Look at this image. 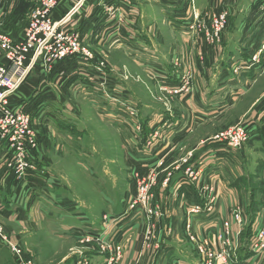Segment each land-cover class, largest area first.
Here are the masks:
<instances>
[{"label": "rangeland", "instance_id": "obj_1", "mask_svg": "<svg viewBox=\"0 0 264 264\" xmlns=\"http://www.w3.org/2000/svg\"><path fill=\"white\" fill-rule=\"evenodd\" d=\"M13 1L0 0V36L19 41L34 3ZM159 1L66 0L70 14L61 18H71L81 33L80 53L54 67L41 63L11 98L13 104L26 98L23 108L39 145L18 177L12 145L0 137L8 154L5 167L11 164L13 184L24 186L25 207L37 198L31 174L46 184L36 189L44 192L38 211L22 216L24 227L8 225L4 245L15 264L14 250L34 264H71L76 253L84 254L80 264L100 257L106 264H137L141 255L147 264H166L157 262L164 247L170 252L167 264L179 259L209 264L201 248L206 254L227 253L226 262L215 264L247 263L237 254L245 250L247 230L264 214L257 174L262 168L247 157L251 142L233 151L221 148L234 154L226 161L213 149L223 145L217 137L229 128L250 130L251 121L263 123L264 0ZM215 11L227 15L217 36ZM230 60L223 72L221 64ZM166 67L176 81L168 80ZM235 170H255L256 177L225 179L226 171ZM220 181L231 185L220 190ZM49 182H57L58 190ZM242 189L251 190L249 196L237 200ZM53 193L56 201L49 200ZM220 196L238 202L227 209L229 219L218 216ZM253 200L259 203L255 217ZM55 203L75 204L103 231L85 232L74 243L52 237L48 226L54 218L48 214ZM261 232L264 225L247 245L254 264L264 261V248L255 249L264 243Z\"/></svg>", "mask_w": 264, "mask_h": 264}, {"label": "built area", "instance_id": "obj_2", "mask_svg": "<svg viewBox=\"0 0 264 264\" xmlns=\"http://www.w3.org/2000/svg\"><path fill=\"white\" fill-rule=\"evenodd\" d=\"M66 0H33L29 22L24 30L23 38L19 41L12 37L0 36V137L9 140L11 147L16 154L14 160L17 161L16 176H24L29 168L27 160L32 155V151L37 149L39 142L36 132L32 126L31 116L27 109L23 108L26 98L13 104L11 98L15 96L21 87L26 83L29 76L35 68L41 63L45 66L54 67L61 65L69 59H72L80 53L83 46L82 36L76 28H72L71 18L66 16L60 19L56 18L61 4ZM70 14V13H66ZM227 15L215 11L211 22L213 35L216 36L222 32L226 25ZM205 24V22L203 21ZM199 22L195 24L197 26ZM194 30L193 25H190ZM210 33V31H208ZM256 137L255 131L229 128L226 132L220 134L217 138L222 149L233 151L238 149L242 143L251 142ZM228 146V147H227ZM8 163V161H7ZM13 166L7 165V169ZM9 169V171H10ZM36 170V166L32 171ZM31 171V172H32ZM199 210L202 205L196 206ZM239 217V216H238ZM8 235L5 228L0 224V241L7 242ZM264 239V233L261 232L259 240ZM264 243H257L255 249H260L261 253ZM201 248V255L209 258V264H215L216 261L228 260L227 253L222 252L217 255L206 254ZM14 257L18 264H34L32 261H25L23 254L19 250H14ZM80 264V262L78 263ZM86 264H89L86 262Z\"/></svg>", "mask_w": 264, "mask_h": 264}, {"label": "crops", "instance_id": "obj_3", "mask_svg": "<svg viewBox=\"0 0 264 264\" xmlns=\"http://www.w3.org/2000/svg\"><path fill=\"white\" fill-rule=\"evenodd\" d=\"M22 1L23 0H14L13 2L19 4ZM24 1L29 2L31 0H24ZM165 1L166 0H162V2L161 1H159V2L162 4H165ZM211 1H215L216 4H221V3H219L220 0H211ZM225 1L229 2V0H225ZM68 9L69 8L66 7V1H65L64 6L59 8L57 15H56V18L57 19L61 18L62 17L61 14L67 13ZM72 28H76V26L72 27ZM173 28H175L176 32H179L181 30L179 27H173ZM262 32H264V30ZM131 47H132V45H131ZM221 65H223L221 67L222 68L221 70H223V72H226L225 68L228 69L229 65H231V60L224 62ZM166 69H167L168 74H169L168 80L170 81V79L171 80L173 79L172 77L175 75V72H173V70L170 67H166ZM210 72H213V71H210ZM248 76H249L248 78H252L251 75H248ZM173 80L176 81V78ZM231 81H232V78H229L227 80V82H228L227 84L231 85ZM222 86L223 85L220 84L217 88H220ZM27 87H28V91H30L31 88H29V86H27ZM197 99H198V96H197ZM198 100H200L201 103L203 102V100H201V99H198ZM205 101H207V98L205 99ZM194 103L197 104L196 101ZM229 104H230V101H228V105ZM186 107L189 109L188 105H186ZM211 109H214V108H211ZM259 109H261V111L259 112V115L264 116V103L259 106ZM219 112H221V111H219ZM251 122H254V123L253 124L248 123V126L251 125L250 130L255 131L256 137H254L251 140V144H250V146H248L249 151L247 153V157L252 158V160H254V162L255 161L258 162V164L262 168L260 171H258L257 174L259 177V183L261 182V184L258 186H260L261 187L260 189L263 191L261 193V196H260L261 197L260 203L264 204V144H263L264 120H263V123H261L259 120L256 122L255 121H251ZM178 138H181V134L178 135ZM221 148H222L221 146L215 147V149H213L214 155H216L217 157L223 158L224 161H226L228 158H231L234 156V154H231V153L227 154V153L223 152L224 149L222 150ZM219 151H222V152H219ZM244 151H247V150H244ZM219 155H223V156H219ZM216 156H215V158H217ZM7 157H8V154L5 153V151L3 149V144L1 143V140H0V224L5 228L6 233H8V231H9L8 229H10L8 225H15L17 227H24L25 224H23L21 218H22V216L24 218V216L27 213L29 214L30 218H32L31 215L34 214L33 211L34 212L38 211L37 208L39 207V205L36 202L39 199L41 200L42 195H44V192L37 191L36 189L37 188L43 189V186L46 187V184L44 183L43 178H41L42 176L37 175V174H31V178H30V181L32 180L31 181L32 182L31 183V189L33 190V192L35 193L37 198L35 199V201L32 204L29 203V205L25 207L26 201H25V197H23L25 195L24 186H16L17 184L16 185L13 184L12 177L9 175V172L7 171V169L5 167V161H6V159H8ZM249 174L252 177L253 176L256 177L255 170H251L248 172H242L240 170L226 171L225 179H236V178L237 179H239V178L245 179L247 177V175H249ZM38 179H40L41 183ZM224 183H226V182H224ZM224 183L222 181L218 182L217 186L220 188V190L225 189L227 186L231 185V183L228 185H227V183L226 184H224ZM234 183H232V185ZM47 186L48 187L51 186V187L55 188L56 191L58 190L57 188L59 187L57 182H56V184H54V182H49V183H47ZM252 186H254L253 183H252ZM254 188H257V187H254ZM59 189L61 190V188H59ZM227 190L229 192L231 189L227 188ZM248 190L249 189H247V190L242 189V191H236L239 194V197L237 200H239L240 197L242 198L241 195L243 193H246L249 196V191H251V190H249V191ZM52 191H54V190H52ZM52 195H54L53 198H51L49 200H55L56 201L55 194L53 193ZM252 196H253V194H250V197H252ZM225 201H226V198L223 196H220V203L218 205L220 213H218V216L221 215L222 219L223 218L229 219L230 217L226 218L227 217L226 216L227 209L230 207V211H231L234 206L238 205V202L236 204L235 201L233 203H230V202L226 203ZM109 202H110V200L107 202V205L109 204ZM194 204H196V203L194 202ZM125 205H126V203H125ZM58 208H60V209H58ZM234 209H236V208H234ZM58 210L61 213L68 215V217L65 216L64 218L63 217L61 218V215L57 214ZM48 217L54 218V219L50 220V222L52 223L51 226H48V229L50 230L51 236L56 237L59 240H66L67 241L66 243H74L75 240H77L80 235L82 236V234L84 235L85 232L88 233V232H90V230L93 231L94 233H97V234L99 233L100 229H101V231H103V229L101 228V225L99 227L98 225L93 224L92 221L90 220V218L85 213L80 212V210L77 208V206L73 203H67L66 206H61V204L55 203V205L53 206V211L49 212ZM66 217L68 219L64 220ZM63 220L65 223H67V225L63 222ZM263 225H264V214H259V217L256 220L255 224L247 230L245 242L242 243L243 247H245V250H242V251L240 250V252H238V254H237L238 260L239 259L241 261L247 260L246 264H254V260H252L251 252L248 250L247 245H248V242H249L252 234L255 232V230L258 228H261ZM58 226L61 228H58ZM94 227H96V228H94ZM234 229H236V228H234ZM59 232L60 233L65 232L64 236L62 234H59ZM62 237H65V238H62ZM126 247H127V250L130 248V242H128L126 244ZM137 249H138V251L141 250L138 247H137ZM82 255H84V254L83 253H76L71 258L72 262H73L71 264H78L81 261ZM169 255H170L169 249L167 247H164V249H163L160 257L158 258L157 262L160 263L161 260L164 262V259H165V261H167V263H168ZM176 255L177 256H183L184 258L186 257L181 252H177ZM133 257H135V254H133ZM143 257L144 256L141 255V258L137 261V264H147L148 263V262H146V258L145 257L143 258ZM100 258H101V260L100 259L93 260V261H91V263L92 264H106L104 262L105 259L102 257H100ZM12 260L13 259H11L9 250L0 241V264H15V262ZM78 260H80V261H78ZM182 261H184L185 263H183ZM128 262H131V259H129ZM261 262H262V264H264V261H261ZM178 263L179 264H195L189 260H184V259H179ZM196 264H199L198 260H197Z\"/></svg>", "mask_w": 264, "mask_h": 264}, {"label": "trees", "instance_id": "obj_4", "mask_svg": "<svg viewBox=\"0 0 264 264\" xmlns=\"http://www.w3.org/2000/svg\"><path fill=\"white\" fill-rule=\"evenodd\" d=\"M22 2H24V0ZM196 204H198V203H196ZM258 208H259V203H257L255 200L251 201L250 210H251V213L253 214V217H255V214L258 211ZM251 226H252V224H251Z\"/></svg>", "mask_w": 264, "mask_h": 264}]
</instances>
